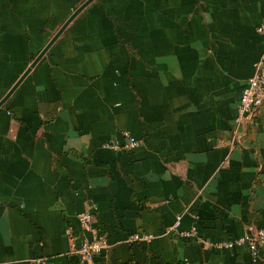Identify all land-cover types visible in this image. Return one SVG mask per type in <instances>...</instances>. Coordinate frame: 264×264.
I'll list each match as a JSON object with an SVG mask.
<instances>
[{"label":"crops","instance_id":"obj_1","mask_svg":"<svg viewBox=\"0 0 264 264\" xmlns=\"http://www.w3.org/2000/svg\"><path fill=\"white\" fill-rule=\"evenodd\" d=\"M85 1L0 0V101ZM258 28L264 0L82 9L0 106V264H79L91 205L109 248L90 264H264L180 236L264 228V106L215 148L264 53ZM125 132L138 146L109 149Z\"/></svg>","mask_w":264,"mask_h":264},{"label":"built area","instance_id":"obj_2","mask_svg":"<svg viewBox=\"0 0 264 264\" xmlns=\"http://www.w3.org/2000/svg\"><path fill=\"white\" fill-rule=\"evenodd\" d=\"M259 35H264V29L258 28ZM264 106V53L260 59L254 65V73L248 78L241 91L239 101L237 103L236 111L237 115L233 123V134L231 141L224 142L216 149H230L239 141L237 131L247 120H252L256 116L261 107ZM124 143L119 145L118 143H108V147L111 150H122L130 152L138 146V141L128 133H122ZM180 217L176 218L175 223L170 228L172 231H176L178 227ZM78 220L81 228L93 235L92 239L84 241L80 246L72 247L71 254L78 258L79 264H90L96 257L102 252H105L109 245L107 244L106 234L98 231L95 228L96 223V208L91 205L86 211L78 215ZM181 237L186 239L197 240L202 246L208 250L216 252L231 251L237 248H246L251 255L254 262H257L264 252V228H249L243 235L227 240L210 241L201 240L195 237V229L186 231L180 234ZM153 238L150 234L134 233L129 236L128 242L138 241H150ZM42 264L43 261L39 260Z\"/></svg>","mask_w":264,"mask_h":264},{"label":"water","instance_id":"obj_3","mask_svg":"<svg viewBox=\"0 0 264 264\" xmlns=\"http://www.w3.org/2000/svg\"><path fill=\"white\" fill-rule=\"evenodd\" d=\"M93 0H87L85 1L72 15L68 18V20L62 25V27L57 31V33L53 36V38L48 42L46 47L41 51V53L35 58V60L32 62L30 67L25 71L23 76L19 79V81L14 85V87L3 97V99L0 101V106L8 99L10 94L14 91V89L17 87L19 82L25 77V75L30 71V69L38 62V60L43 56V54L47 51V49L51 46V44L57 39V37L62 33V31L66 28V26L73 20V18L82 10L84 9L89 3H91Z\"/></svg>","mask_w":264,"mask_h":264}]
</instances>
